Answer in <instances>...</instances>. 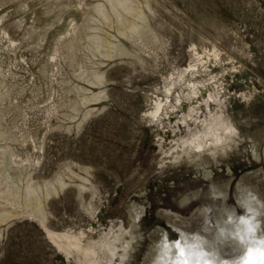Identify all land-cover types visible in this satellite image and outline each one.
Segmentation results:
<instances>
[{
    "label": "rangeland",
    "instance_id": "374dc122",
    "mask_svg": "<svg viewBox=\"0 0 264 264\" xmlns=\"http://www.w3.org/2000/svg\"><path fill=\"white\" fill-rule=\"evenodd\" d=\"M133 3L147 14L143 38L118 32L132 11L116 12L110 0H0V145H11L16 161L28 158L12 185L0 171V190L19 199L9 206L0 198V212L17 213L0 222V264H74L26 206L32 181L38 192L46 181L58 189L43 209L48 228L95 240L121 235L127 247L107 264H208L198 248L226 259L264 249V0ZM74 27L85 39L70 60L63 41L75 30L59 41L54 34ZM95 34L112 42L111 55ZM101 72L102 83L92 84ZM195 79L198 95L187 98ZM210 92L218 101L206 105ZM93 93L100 98L82 102ZM178 95L174 112L152 120L154 99L170 105ZM190 104L193 117L217 112L235 128L225 147L183 151L196 129Z\"/></svg>",
    "mask_w": 264,
    "mask_h": 264
},
{
    "label": "bare ground",
    "instance_id": "6f19581e",
    "mask_svg": "<svg viewBox=\"0 0 264 264\" xmlns=\"http://www.w3.org/2000/svg\"><path fill=\"white\" fill-rule=\"evenodd\" d=\"M110 2L112 4V7L116 10V12L120 11L119 8L123 10H127V11H132L131 17H128L124 20V24H125L124 28L118 29V32L121 35H124L126 37L136 35L142 38L143 36H147L148 34L147 27L149 26V22L147 20V14H145L142 11L140 6L134 5L133 3L134 0H110ZM69 5L70 3L66 4V6H69ZM120 5L122 6L120 7ZM96 8L103 16H106L107 18V13L105 11L104 3H98ZM75 9L79 11L82 18L85 19V17L87 16V10L84 7H82V4L77 3L75 5ZM72 14L74 15L76 14V12ZM74 18H75V15L72 17V20ZM47 24H48L47 22L43 23V26H46ZM73 30H75V33H73L69 38L63 41L64 45L68 49L67 57H69L70 60L71 59L74 60L73 56L77 49L78 42L81 40L84 41L85 39L84 34H83L84 32H82L81 30H77L74 27L70 29L65 28L62 31L56 32L54 34L55 36L53 35L54 38H56V40L59 41L62 38V36H66ZM4 32L6 33V31ZM153 33L155 37H158L156 32H153ZM93 38L95 40L97 48H99L100 45L105 44V46L107 47V51L105 52V55L107 56L111 55L110 53L111 51H113V48H111L113 46L111 41L109 40L108 42L107 40L104 41L103 36L99 34L93 35ZM7 39L11 45L16 44V40L13 39L10 35H8ZM119 49L122 50L123 48L122 47L117 48V50ZM57 51H58V47L56 46L54 48V52L50 54L51 60L56 59ZM196 55H197L198 60L202 59V54H200L199 52H196ZM194 67H195V64L194 65L190 64L188 68L194 69ZM46 68L47 67H42L40 69L44 75H46L48 72V68L47 69ZM102 78H103L102 72L94 73L93 78L90 82L92 84L102 83ZM201 82H202L201 80L195 79V80H191L188 83L190 87V92L187 94L188 95L187 98L197 97L199 90L197 89L196 85L200 84ZM170 89L171 88L168 87L166 89V92L170 93ZM65 91L68 92L69 90L65 89ZM180 96L181 95H178L176 99L177 102H174L170 105H168V102H167L168 99L166 100L164 98L154 99L153 107L151 110L148 111L149 115H151L152 117V120L159 121L162 119V115L167 116L171 112H174V110L177 108V104H179V101L181 100ZM209 97L213 100L205 99L206 105H208V101H218L216 100V98H214V94L212 92L209 93ZM99 98L100 96L97 95V93L83 94V96L81 97L83 103H88L90 101L98 100ZM197 102L198 100H196V103ZM216 104L219 105L220 102ZM194 107L195 105L190 104L189 111L186 117H190L189 119L195 124L196 129L191 130L189 135L183 139V147H185L183 151L187 152L190 149H193L195 151H201L205 149L214 150L220 146L225 147L227 140L232 137V132L234 131L235 128L229 122L222 119L220 114H218L217 112L212 113L213 118H210V119H200L198 118V116L193 117L192 112L195 110ZM4 139H6L4 132L0 130V141ZM13 156H16V153L14 150H12L11 145H7V144L0 145V166H2V170L0 171H2L3 175H5L6 178L8 179L6 181L8 182L9 185L12 181L11 176L15 175L17 173L16 171L17 168L20 170L24 165L23 161L28 159V158H25L21 162H19V161H16L15 158H13ZM57 181H59L58 183H60V187L64 186L66 183L63 180H57ZM46 182L47 183L45 184V189L40 190V192H38L37 186L35 185V183H33V181L31 183L29 182V184L26 186L27 192H28V196H27L28 199L26 198L27 199L26 206H32L35 210L40 212L39 220L42 223V225L45 227L46 233H47L48 238L50 239V242L53 244V246L57 249V251L61 255H63L64 257L68 259L73 260L74 264H107L118 253V250L120 247H127V243H123L122 237L118 233H112V234L106 233L100 236L99 239L95 240L90 237L85 239V236H84L85 234L83 232H79V233L70 232V231L62 232V231H55V230L48 228L45 223V218L43 216L44 214L43 209H44L48 196L51 195L53 191L58 192V189L56 188L54 183L50 181H46ZM79 186H81V184ZM83 186L84 185H82V187ZM9 188L10 190L8 191L9 192L8 194L10 195V191H13V189L11 188V186H9ZM5 190L6 191L4 192L6 193L7 189ZM4 192L2 191V189L0 190V198L4 201V203H9L8 204L9 206H10V203H14L17 200H19V199L16 200L18 196L14 199H11L8 196H5ZM12 193L14 194V192ZM11 197L13 198V195ZM16 214H17L16 211L3 209L0 212V222L1 223L6 222L7 220H9V218H11L12 216L14 217V215ZM197 239L198 238H196V240ZM199 239L200 241H205L202 236ZM203 248L200 247L197 249L200 254L199 257L203 258L201 260H204L205 262L207 260L208 264H264V249L257 250L255 253L247 257H243V258L242 257L241 258L231 257V259L229 258L226 259L220 256L217 250H212V251L209 250L208 252L205 253L206 248L204 249Z\"/></svg>",
    "mask_w": 264,
    "mask_h": 264
},
{
    "label": "clouds",
    "instance_id": "9594fccd",
    "mask_svg": "<svg viewBox=\"0 0 264 264\" xmlns=\"http://www.w3.org/2000/svg\"><path fill=\"white\" fill-rule=\"evenodd\" d=\"M248 187V184L246 181H241V182H238V186H237V198L238 200L240 201L241 204H243V199H244V189ZM214 194H217L215 192V189H214ZM253 194H257V193H253Z\"/></svg>",
    "mask_w": 264,
    "mask_h": 264
}]
</instances>
